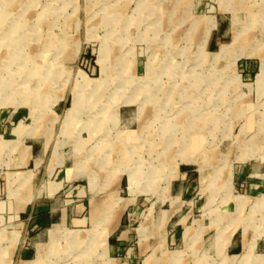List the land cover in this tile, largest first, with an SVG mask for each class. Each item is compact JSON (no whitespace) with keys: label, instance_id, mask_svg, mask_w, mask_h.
I'll return each instance as SVG.
<instances>
[{"label":"rangeland","instance_id":"obj_1","mask_svg":"<svg viewBox=\"0 0 264 264\" xmlns=\"http://www.w3.org/2000/svg\"><path fill=\"white\" fill-rule=\"evenodd\" d=\"M2 86L0 264H264V0H0Z\"/></svg>","mask_w":264,"mask_h":264},{"label":"crops","instance_id":"obj_2","mask_svg":"<svg viewBox=\"0 0 264 264\" xmlns=\"http://www.w3.org/2000/svg\"><path fill=\"white\" fill-rule=\"evenodd\" d=\"M212 46V43H210V48H212ZM67 183L68 181L65 179V175L61 178V180L56 181V184L52 188L54 192L52 193L53 197L49 198L52 202L48 201L46 204L40 203L35 206H21L20 208L21 214L26 212V210L32 214L34 223L39 225L41 229H45L43 234H47L50 229L58 226L65 227L68 224H81L86 220V217H83L87 206V197L85 193H83L81 199L73 205V209L77 212V215L73 218L70 217L69 210L66 209L67 206L65 205V188ZM24 209L25 211L22 212ZM232 245H234L233 241L231 242V246ZM235 256L238 255H234V257Z\"/></svg>","mask_w":264,"mask_h":264},{"label":"bare ground","instance_id":"obj_3","mask_svg":"<svg viewBox=\"0 0 264 264\" xmlns=\"http://www.w3.org/2000/svg\"><path fill=\"white\" fill-rule=\"evenodd\" d=\"M16 35H17V29L16 27H12L11 29H9L8 33L5 35L4 40L2 43L6 44L7 46H10L11 49H17V47L15 48V46H11L12 43H14V41L16 40ZM228 52V51H227ZM25 59V58H24ZM22 62V61H21ZM23 64V63H22ZM21 64V65H22ZM34 74V73H33ZM28 75V74H27ZM5 88L2 86V88L0 87V92H2V89ZM130 177H132L130 175Z\"/></svg>","mask_w":264,"mask_h":264}]
</instances>
